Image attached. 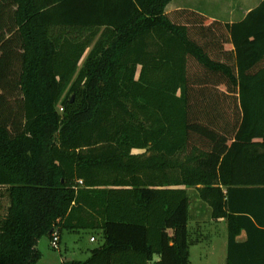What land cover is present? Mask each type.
Wrapping results in <instances>:
<instances>
[{
	"label": "trees",
	"instance_id": "16d2710c",
	"mask_svg": "<svg viewBox=\"0 0 264 264\" xmlns=\"http://www.w3.org/2000/svg\"><path fill=\"white\" fill-rule=\"evenodd\" d=\"M172 1L0 0V264L65 230L105 232L68 264H189L187 188L227 264L264 255V0L236 23Z\"/></svg>",
	"mask_w": 264,
	"mask_h": 264
},
{
	"label": "rangeland",
	"instance_id": "374dc122",
	"mask_svg": "<svg viewBox=\"0 0 264 264\" xmlns=\"http://www.w3.org/2000/svg\"><path fill=\"white\" fill-rule=\"evenodd\" d=\"M217 0H173L172 5L181 4L182 7H204L209 9L210 12L217 14L216 16L223 18L225 21H237L242 18L245 11H247L254 4L250 3L251 1L247 0H219V3H216ZM241 7V10L239 9ZM199 8V7H198ZM210 13V14H213ZM215 14H213L215 16ZM18 94V93H17ZM73 96H69L72 98ZM59 111L62 112L63 109L59 108ZM191 200H192V209L194 216L200 213L203 218L209 220L211 218V209L208 205L204 204L195 189L190 192ZM9 206V200L4 198L2 200V205L0 207V216H4L7 212ZM196 227V225H193ZM192 227V225H190ZM210 224L207 225V231L209 236H207L208 241H202L200 244L198 240L200 239L198 229L194 230V228H190L191 230V241L193 242V258L191 264H224L223 260L218 257V241H216L217 232H212L210 229ZM219 231L222 230V226H218ZM65 237H68L69 248H72V253H75L77 258L81 260H86L91 253V251L99 246H101L104 242L103 233L98 231H80L76 234H71L66 232ZM94 238L95 242H91V239ZM52 240L49 237H44L39 245H41V250H46L48 253V257L51 261H56L59 257L58 249H55L51 245ZM42 254V253H41ZM208 255L207 257H205Z\"/></svg>",
	"mask_w": 264,
	"mask_h": 264
},
{
	"label": "crops",
	"instance_id": "0c3cea01",
	"mask_svg": "<svg viewBox=\"0 0 264 264\" xmlns=\"http://www.w3.org/2000/svg\"><path fill=\"white\" fill-rule=\"evenodd\" d=\"M247 1H251L250 3L254 4L252 7H250L247 11H245L244 15L242 16L241 19L237 20V21H225L223 20V18L221 17H217L215 13L210 12L209 9H206L204 7H195V6H189V7H182L181 4H177V5H172V2L169 4V6L166 9V13L170 14L173 13L175 11H179L182 9H188V10H192L198 13H201L205 16H207L209 19L214 20V21H218V22H222V23H236V22H240L242 21L246 15L253 9H255L256 7H258L260 5V3L263 0H247ZM216 3H219V0H217ZM241 10V7L239 8ZM215 14V16L213 14ZM82 67V65H81ZM194 188H187V192L190 198V206H189V222H188V232H189V264L192 263V258H193V242L191 241V230L190 228H194V230L198 229L199 232V236L200 239L198 240L199 244L202 241H208V237L210 233H208L209 231H207V225L210 224V229L212 230V232H217V236H219L218 238H216V241H218V245H219V249H218V257H220L224 264H227V258H228V230H227V224L225 220H218L215 221L212 219V216L210 218V222L209 220L203 218V216L198 213L197 215L194 216L193 214V209H192V200H191V196H190V192L191 190H193ZM201 200V199H200ZM202 201V200H201ZM204 204H206L204 201H202ZM207 205V204H206ZM211 212V211H210ZM190 225H192V227H190ZM193 225H196V227H194ZM218 226H222V230L219 231ZM209 229V228H208ZM209 229V230H210ZM80 231H98L103 233V240L105 242V232L103 230H65L61 233L60 235V243H59V247L58 249V253H59V257L58 259L55 261H51L50 258L48 257V251L46 252V250H41L40 247L41 245H38V249L39 251L42 253V257L41 260L39 261V264H68L70 262L73 261H86L87 259H89L92 255V250L91 253L89 254V256H87L88 258H86V260H81L79 258H77V256L75 255V253H72L71 251L73 250L72 248H69V244H68V237H65V233H71V234H76L77 232ZM248 239L247 233L245 231H243L238 237H237V242L238 243H245ZM52 240V239H51ZM96 240H94V238L91 239V242H95ZM104 242L102 245H104ZM40 243V242H39ZM101 245V246H102ZM99 246V247H101ZM97 247V248H99ZM96 249V248H95ZM260 249V254H258V256H251L249 253L244 254L242 256H240V263L242 264H250L252 262L257 263V264H263V259H264V255H263V250ZM205 257H207L208 259V255H206ZM160 257L159 256H155V261H159Z\"/></svg>",
	"mask_w": 264,
	"mask_h": 264
},
{
	"label": "built area",
	"instance_id": "2783aa9c",
	"mask_svg": "<svg viewBox=\"0 0 264 264\" xmlns=\"http://www.w3.org/2000/svg\"><path fill=\"white\" fill-rule=\"evenodd\" d=\"M59 243H60V234L56 231L54 232L53 236H52V247L57 249L59 247Z\"/></svg>",
	"mask_w": 264,
	"mask_h": 264
}]
</instances>
